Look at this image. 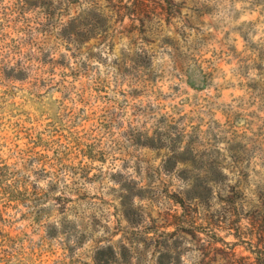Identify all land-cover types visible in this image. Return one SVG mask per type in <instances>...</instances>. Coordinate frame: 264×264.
Segmentation results:
<instances>
[{
  "label": "rangeland",
  "instance_id": "374dc122",
  "mask_svg": "<svg viewBox=\"0 0 264 264\" xmlns=\"http://www.w3.org/2000/svg\"><path fill=\"white\" fill-rule=\"evenodd\" d=\"M108 1L0 0V264H264V0Z\"/></svg>",
  "mask_w": 264,
  "mask_h": 264
},
{
  "label": "trees",
  "instance_id": "16d2710c",
  "mask_svg": "<svg viewBox=\"0 0 264 264\" xmlns=\"http://www.w3.org/2000/svg\"><path fill=\"white\" fill-rule=\"evenodd\" d=\"M110 4V0L108 1ZM107 3V0H106ZM114 7L109 5H101L96 2H91L84 11L77 17L80 20H86L89 23L87 25L75 26L71 25L66 33L69 35V40L72 42L84 43L92 38L97 32H102L107 29L106 24L108 23V16H105L104 12L114 13ZM147 6L142 0H136L131 4H125L121 9L115 12V16L120 20L122 17L128 16L132 19L138 20L139 16L144 13Z\"/></svg>",
  "mask_w": 264,
  "mask_h": 264
}]
</instances>
